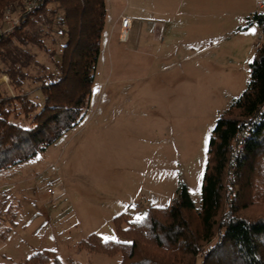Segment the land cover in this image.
Here are the masks:
<instances>
[{"label":"rangeland","instance_id":"rangeland-1","mask_svg":"<svg viewBox=\"0 0 264 264\" xmlns=\"http://www.w3.org/2000/svg\"><path fill=\"white\" fill-rule=\"evenodd\" d=\"M105 3L81 120L34 158L0 170V264H21L44 248L65 263L117 264L120 255L91 253L78 242L92 232L116 237V215L140 217L151 205H169L180 182L195 207L201 203L209 138L247 88L263 39L252 16L264 0ZM120 13L135 18L126 41ZM19 20L11 13L2 33ZM56 25L45 49L28 47L45 66L31 67L35 76L59 74L66 39ZM37 84L27 80L23 89L41 103ZM0 88L12 93L1 68ZM251 209L262 213L264 205Z\"/></svg>","mask_w":264,"mask_h":264},{"label":"trees","instance_id":"trees-1","mask_svg":"<svg viewBox=\"0 0 264 264\" xmlns=\"http://www.w3.org/2000/svg\"><path fill=\"white\" fill-rule=\"evenodd\" d=\"M24 2L0 0V23L7 10L20 18L11 34H0V68L12 90L0 88V170L34 158L79 123L106 16L105 0H36L31 10ZM252 19L263 39L247 88L212 129L200 205L180 182L169 205H151L140 217L121 212L114 217L116 237L92 232L78 242L80 249L120 255L117 264H264V212L251 209L264 205V10ZM55 25L66 39L59 74L35 76L29 69L45 66L28 47L45 49ZM27 80L38 82L41 103L23 89ZM21 264L74 262L44 248Z\"/></svg>","mask_w":264,"mask_h":264},{"label":"built area","instance_id":"built-area-1","mask_svg":"<svg viewBox=\"0 0 264 264\" xmlns=\"http://www.w3.org/2000/svg\"><path fill=\"white\" fill-rule=\"evenodd\" d=\"M35 4H36V0H25V2H24L25 9H27V10H31L32 8H34ZM11 13H13V12H11V10H7L4 13L2 22L0 23V34L4 30V26L3 25H5V23H9V16H11ZM120 19H121L120 25L122 27V30L125 31V33L122 35V40H125L126 37H127V31H128V29L130 27L131 21H130L129 18H127L125 16H121ZM260 45H261V39L255 44V47H260ZM51 193H54V191L52 190Z\"/></svg>","mask_w":264,"mask_h":264},{"label":"crops","instance_id":"crops-1","mask_svg":"<svg viewBox=\"0 0 264 264\" xmlns=\"http://www.w3.org/2000/svg\"><path fill=\"white\" fill-rule=\"evenodd\" d=\"M106 4V3H105ZM121 16H125V17H127V18H129L130 19V21H131V23H130V28H129V31H130V29H132V25H133V23H134V20H135V18L133 17V16H126V15H124L123 13H120L119 15H118V19H117V21H116V23H118V25H120L119 24V19H120V17ZM129 31L127 32L128 34H127V37H128V35H129ZM127 37H126V39L124 40V41H126L127 40ZM101 38V37H100ZM123 41V42H124ZM150 48H154L153 46H150Z\"/></svg>","mask_w":264,"mask_h":264}]
</instances>
